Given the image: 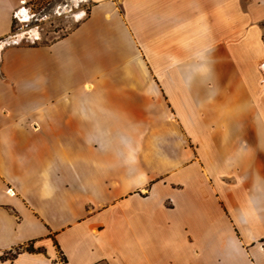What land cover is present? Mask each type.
Here are the masks:
<instances>
[{"label":"crops","instance_id":"0c3cea01","mask_svg":"<svg viewBox=\"0 0 264 264\" xmlns=\"http://www.w3.org/2000/svg\"><path fill=\"white\" fill-rule=\"evenodd\" d=\"M31 1L0 0V264H264V0L6 41Z\"/></svg>","mask_w":264,"mask_h":264},{"label":"rangeland","instance_id":"374dc122","mask_svg":"<svg viewBox=\"0 0 264 264\" xmlns=\"http://www.w3.org/2000/svg\"><path fill=\"white\" fill-rule=\"evenodd\" d=\"M87 0H32L13 17L8 42L49 43L66 34L87 12ZM60 264L64 262L58 255Z\"/></svg>","mask_w":264,"mask_h":264},{"label":"trees","instance_id":"16d2710c","mask_svg":"<svg viewBox=\"0 0 264 264\" xmlns=\"http://www.w3.org/2000/svg\"><path fill=\"white\" fill-rule=\"evenodd\" d=\"M18 249H24V250H27V251H33L34 250L31 243H28L24 247L17 248V250Z\"/></svg>","mask_w":264,"mask_h":264}]
</instances>
